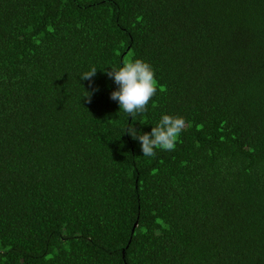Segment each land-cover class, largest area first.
<instances>
[{"label":"trees","instance_id":"obj_1","mask_svg":"<svg viewBox=\"0 0 264 264\" xmlns=\"http://www.w3.org/2000/svg\"><path fill=\"white\" fill-rule=\"evenodd\" d=\"M165 114L145 157L124 129ZM0 264H264V0H0Z\"/></svg>","mask_w":264,"mask_h":264},{"label":"clouds","instance_id":"obj_2","mask_svg":"<svg viewBox=\"0 0 264 264\" xmlns=\"http://www.w3.org/2000/svg\"><path fill=\"white\" fill-rule=\"evenodd\" d=\"M97 68L92 67L81 75V79L91 81ZM107 76L114 79L118 90L111 93L110 98L119 102V107L128 117H135L147 111L150 100L157 93V83L152 66L142 59L129 60L118 70L111 68ZM84 98L91 102V93L87 92ZM185 118L175 115H163L159 122L152 127L151 132L140 133L134 127L127 126L124 132L132 139L139 140L143 156L155 157L157 150L173 151L179 136L185 130Z\"/></svg>","mask_w":264,"mask_h":264},{"label":"water","instance_id":"obj_3","mask_svg":"<svg viewBox=\"0 0 264 264\" xmlns=\"http://www.w3.org/2000/svg\"><path fill=\"white\" fill-rule=\"evenodd\" d=\"M135 226H136V224H135Z\"/></svg>","mask_w":264,"mask_h":264}]
</instances>
